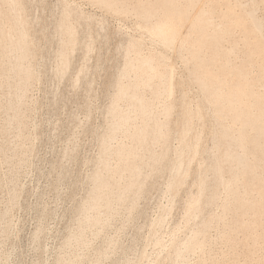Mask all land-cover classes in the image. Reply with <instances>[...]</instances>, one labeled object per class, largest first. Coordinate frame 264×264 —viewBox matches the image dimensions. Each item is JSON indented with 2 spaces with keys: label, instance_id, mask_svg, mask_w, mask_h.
Listing matches in <instances>:
<instances>
[{
  "label": "rangeland",
  "instance_id": "obj_1",
  "mask_svg": "<svg viewBox=\"0 0 264 264\" xmlns=\"http://www.w3.org/2000/svg\"><path fill=\"white\" fill-rule=\"evenodd\" d=\"M7 1L0 0V27L1 24L2 27L9 25L16 18V12L7 7ZM239 1L245 3L244 9L254 11V15L262 22L264 32V4L261 0ZM17 2L19 16L27 21H23V26L28 32L29 45H32L24 61L32 77L25 86L18 87L19 76L10 67L16 61V52L8 51L10 40L2 43L0 264H58L59 260H64L65 264H264V218L258 219V237H254L251 230H238L231 234V244L226 238L219 237V232L231 224L233 214L230 213L223 219L211 221L207 232L209 241L207 238L204 250L189 252V255L187 253L180 259L173 257L171 240H179L177 243L182 247V243L198 228L200 217L186 222L185 206L188 197L196 194L198 179L203 177L201 175H211L209 164L213 150L210 152L212 147L206 148L212 146L210 133L216 127L200 85L191 79L190 64L186 62L187 51L181 48L179 40L172 46L161 44L159 38L152 35L143 20L135 14L134 7L139 0H119L117 7L123 10L118 11L98 0ZM187 2L189 0H174L175 4L185 8L188 7L185 5ZM210 2L198 0L193 7H188L191 15L181 21V36L186 34L196 9L201 4L207 7ZM212 11L211 17L219 22V10ZM63 24L74 27L73 42L69 45L70 37L62 31ZM234 38L237 45L231 55L232 65L240 64L244 58L240 29H236ZM133 44L141 56H163L172 71L171 95H161L154 105V112L163 119L159 111L165 104H173L169 117V126L173 128L168 140L170 160L174 158V147L179 143L174 128L180 126L182 120L183 97L185 104L190 103L186 106L192 109H189L193 117L189 138L194 132H201V135H196L200 137L199 143L203 141L204 144H199L197 156L195 154V159L193 157L194 160H191L193 162L190 161L191 170L181 189L172 192L167 188V180L171 175L168 161L158 167L143 166V173L149 171L150 174L141 190L143 193L140 192L136 198L130 195L123 202H114L110 210L100 208L97 213L102 222L89 225L81 206L89 200L93 188L91 178L102 160L103 138L112 120L108 109L115 98L117 85L119 81L127 83L134 76L133 72L123 75L127 61L138 54L127 52ZM65 45L68 50L67 65L62 64L60 52ZM221 45L226 48L232 44L225 39ZM257 69V66H252L251 71L256 73ZM263 88L264 79L256 89L264 91ZM142 90L146 98H153L148 88ZM119 107L125 111L132 110L125 101H120ZM194 109L198 115L194 114ZM138 123L137 118L134 125ZM130 125L131 122L108 141L110 148L130 143L125 134L127 128L133 127ZM154 150L159 152L162 146L155 144ZM109 163L115 166L118 157L110 154ZM200 164L201 167H198ZM214 188L208 186L206 190ZM221 189H217L220 199L205 205L204 213L220 210V202L224 197ZM87 214L93 216L96 213L89 211Z\"/></svg>",
  "mask_w": 264,
  "mask_h": 264
},
{
  "label": "bare ground",
  "instance_id": "obj_2",
  "mask_svg": "<svg viewBox=\"0 0 264 264\" xmlns=\"http://www.w3.org/2000/svg\"><path fill=\"white\" fill-rule=\"evenodd\" d=\"M98 1L116 11L123 10L120 6L117 7L119 0ZM197 1L189 0L185 5L191 8ZM261 2L264 4V0ZM7 3V7H10L12 12H16V16L14 15L16 18L12 19L7 26L2 27L1 24L0 45L6 40H10L8 51L16 52V61L10 67L12 71L18 74V87L22 88L32 77V72L24 64L29 54V46L32 45H29L28 32L23 26L24 22L27 21L19 16V2L8 0ZM244 5L245 3L243 4L239 0H211L207 7L201 4L196 9L186 34L182 36L180 34L181 21L190 17V8L175 4L174 0H139L134 7L137 17L143 20L145 27L152 35L159 38L161 44L172 46L174 42L179 40L181 48L187 51L186 62L190 64L191 79L200 85L204 102L208 106L212 119L216 122V127L210 133V136L212 134V146L206 148V144L204 147V150L212 147L210 152L215 150L210 153L212 155L210 164L207 163L211 169V175L198 176L200 178L197 182V192L193 196L189 195L190 198L188 197L189 200L186 201V203L188 202L187 207L185 206L186 222H190L192 219L195 221L200 217L198 228L193 231L189 238L186 237L188 240L185 243L182 241L184 243V245L182 243V247L177 243L179 240L177 242L171 240V245L169 244L175 255L173 257L178 259L183 258L187 253L189 255V252L205 249L207 238L209 241V236L207 237L208 228L213 220L223 219L229 213L230 215L233 214L231 224L219 232V237L226 238L231 243V234L238 230H251L252 235L258 237V219L264 218V91L256 89L264 79V32L261 28L262 22L254 15V11L244 9ZM217 9L220 12L219 22H216L210 15L213 13L212 10ZM1 15L0 9V19ZM61 26L64 27L62 31L70 37L67 43L69 45L73 42L74 27L65 24ZM236 29H240V40L244 46L242 56L244 58L242 57L243 61L240 64L232 65L231 55L237 45L234 38ZM13 33L15 38H13ZM225 39L231 41L230 47L225 48L221 45ZM67 45L60 51L63 65L68 63ZM30 49L32 48L30 47ZM130 51L138 53L134 44L128 48L127 52ZM252 66H257L256 73L251 71ZM132 72L134 76L127 83L119 81L115 98L108 109L112 120H109V126L103 138L102 160L91 178L93 188L90 194L88 193L89 198L86 196L89 200L81 206L86 223L88 222L89 225L90 223L99 224L102 222L97 213L100 208L110 210L114 202H123L130 195L132 198L138 197L150 175L149 171L147 174L143 173V166H161L164 161H168L171 175L170 178L168 177L169 181L167 180V188L172 192L181 189L180 186L184 185L185 179L188 177L187 174L189 175L188 172L191 170L189 164L193 162L191 160L197 153L199 144H204L203 141L199 143L200 137L196 135L198 132H194V135L192 134L194 137L189 138L191 137L189 136L191 133L190 126L193 122L192 113H190L192 109L186 106L188 102L185 104L183 97L181 100L183 105L182 120L180 126L177 124L178 127L174 128L175 133H177L175 135L179 137V143L176 145L177 147H174L176 152L174 158L170 160L171 157H168V140L173 128L169 126V117L173 111V104H165L159 111V114L163 115V119L154 112L155 100L163 94L170 96L172 93L173 76L169 64L164 61L163 56L162 58L156 55L141 56L139 52L135 58H130L127 61L123 75H129ZM120 78L122 77L120 76ZM142 88H148L152 92L153 98H146ZM120 101L127 102L132 110H122L121 106L119 107ZM189 109H191L190 112ZM137 118L139 123L134 125ZM130 122L133 127L125 130L130 143L110 148L108 141L114 137L117 131L124 130ZM155 144H160L162 150L155 152ZM201 149L200 151L203 152V148ZM112 153L118 157V163L115 166H111L109 163V157ZM198 172L197 175H200ZM208 186H215V188L206 190ZM219 187H222L221 192L224 193L220 202V210L204 213L205 205L220 199V191L217 190ZM89 211H94L96 214L90 216L87 214ZM80 218L82 217L80 216ZM157 219H162V217ZM163 219L165 218L163 217ZM158 220L156 221L158 222ZM209 235L211 236V234ZM246 235L248 237V234ZM217 241L219 242V240ZM156 242H154L155 246L157 245ZM159 254L162 255L161 252ZM58 264H65V261L59 260Z\"/></svg>",
  "mask_w": 264,
  "mask_h": 264
}]
</instances>
